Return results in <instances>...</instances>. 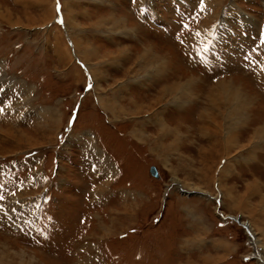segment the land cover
Returning a JSON list of instances; mask_svg holds the SVG:
<instances>
[{"label":"rangeland","instance_id":"rangeland-1","mask_svg":"<svg viewBox=\"0 0 264 264\" xmlns=\"http://www.w3.org/2000/svg\"><path fill=\"white\" fill-rule=\"evenodd\" d=\"M102 1L0 0V264H180L191 226L170 210L189 204L194 238H215L210 219L232 240L253 234L238 220L260 194L237 220L220 195L264 179V72L237 64L264 61V0ZM208 28L205 45L190 36ZM219 46L214 74L193 65ZM254 157L262 169L240 167Z\"/></svg>","mask_w":264,"mask_h":264},{"label":"crops","instance_id":"crops-1","mask_svg":"<svg viewBox=\"0 0 264 264\" xmlns=\"http://www.w3.org/2000/svg\"><path fill=\"white\" fill-rule=\"evenodd\" d=\"M55 1L56 2L60 1L59 3H60V5H62L61 0H53V2H52L53 5L56 4ZM92 1L93 2H91V3H95L98 5L104 4V2L102 0H92ZM65 3L67 6H71V4H74V2H72V1L70 3H68V2H65ZM108 3H110V2H108ZM80 16L78 17L79 19H80ZM58 17L59 18H57L56 21H61L60 14L58 15ZM132 28L133 29L131 31H129L127 34L133 33L134 37H131V38L136 39L138 44L140 45L139 42L141 40H140V38L137 37V33H136L137 32L136 31L137 26L136 27L133 26ZM127 40H131V39L128 37ZM111 41H112V39H111ZM111 43H112V46L116 45L114 47V48H116V50H117V48H119L118 42L115 41V42H111ZM132 43H134V42H127V43L122 44V45H127V46L131 47L130 44H132ZM123 52H124V50H123ZM81 64L84 68V71H86L87 67H85V65L82 62H81ZM215 81H216L215 79H212L211 82L215 83ZM135 86L138 87L135 84H129V90L130 91H137L138 89ZM147 86L148 85H146L145 87L143 86V87H138V88L143 89V91H144L147 88ZM159 94H160V92H159ZM99 152L101 155L102 152L100 150H99ZM250 162H251L250 160H247L244 164H241L240 167H243V168L249 167L250 168L252 165L255 164V166H257L256 164H258L259 169L263 168V167H261V166H263L262 159L259 157H257V158L254 157V161H252L251 164H250ZM239 164L240 163H236V165H239ZM231 165H233V164H231ZM240 170L236 168L233 172H231L233 174H231L229 176V178L233 177L235 179V177H236L237 179H241L242 176L244 175V173L239 174ZM242 170H247V169H242ZM253 170H257V167L252 168V171ZM263 170H264V168H263ZM94 178H96V176H94ZM262 178H263V176L260 175V173H259L258 176H254L251 180L247 179L248 180L247 183H250V186L249 185H248L249 187L246 186L244 193L237 192L235 189V184L232 183V179H229V181L227 180L229 183L226 182V183H228V186H229V192L227 191L228 194H226V192H224V193L222 192V195H220L221 205H223V206L226 205L229 209H234V208L238 209L236 212L237 214H232V215H231V213L229 214L235 220L239 219L240 215H242L245 211H247V210L250 211L249 206H251V208H253V209H256V206H254V204H253L254 202L251 199V197L253 195L260 194V196L262 197L261 202L257 203V210H256L257 212H254L253 210L251 211L252 213H254V217L252 219H248L246 221H243V220L241 221L240 219L238 220L239 223L245 222L242 225H244V228H245L247 233H248V230H252L253 236L248 233V235H249L248 239L249 240L248 239L247 240H232V232H229L230 235H228V237L226 235L216 234L215 228L213 226L214 221H212L211 219H210V222H211V228L212 229H211L210 237L211 238L215 237V238L204 239V240H200V238H198V239L194 238L192 236H194V235L196 236L198 234L199 229H200L199 211L194 210L190 204L186 205L187 209L181 208L178 206L171 207L172 210H170V213H171L170 219L177 217V216H173L172 214L176 215V213H178L179 217L181 219L180 221H182L181 222L182 228L186 229L187 228L186 225L191 226L190 227V233H192V235L191 234L186 235L187 238L182 241V242H184V241L187 242V244L179 245L180 246L179 247L180 253L183 254L182 256H184V258H181V260H180L181 262H179L180 264H185L182 261L187 262V260H188V262H192L194 264H264V207L262 204V203H264V188L262 186L260 187V186L253 185V182L259 181L260 184L264 186V179H262ZM226 183L224 185H226ZM247 183H245V184H247ZM97 188L98 187L96 186L94 188V190L91 191V193L92 194H95V193L99 194V192H97L98 191ZM256 188H259V189H256ZM217 192L219 193L220 191L218 190ZM189 193L195 194L196 192L191 191ZM212 197H213V199L216 198L213 195H212ZM209 201H210V198H209ZM216 208L217 207L214 206V210ZM251 212L248 213V215H251L252 214ZM224 213L226 214V212H224ZM187 215L189 216V218L186 217ZM226 216H227V214H226ZM230 222L227 223L226 225H224L223 227H226L227 225H229L228 227H231ZM226 230H227V227H226ZM217 238H220V239H217ZM242 242H243V244L245 243L248 246L249 245L251 246V248H248L246 250V252H244V253L242 251ZM86 244H88V246L87 247L83 246L82 252L87 251L89 249H90L89 251H92L91 249H96V250L98 249V244H96V243H86ZM92 245L94 247H91ZM78 251H80V250H78ZM244 256H246V257H244ZM243 257L248 258V259L246 261H243ZM196 259L198 261H196Z\"/></svg>","mask_w":264,"mask_h":264},{"label":"bare ground","instance_id":"bare-ground-1","mask_svg":"<svg viewBox=\"0 0 264 264\" xmlns=\"http://www.w3.org/2000/svg\"><path fill=\"white\" fill-rule=\"evenodd\" d=\"M52 7H53V4H52ZM47 12H48V11H46V13H47ZM48 14H49V13H47V15H48ZM51 15H53V16L55 17L54 13H52V12H51ZM54 17H53V18H54ZM53 21H54V20H53ZM45 27H46V26H45ZM111 53H112V52H111ZM92 56H97V50L94 49V50L92 51ZM101 58H103V56H102ZM18 83H19V82H18ZM222 85H223V84H222ZM223 87H224V86H223ZM223 87H222V88H223ZM160 94H161V93H160ZM140 107H141V106H140ZM138 109H139V108H138ZM259 129H260L259 132H262V130H261L262 128H259ZM209 169H210V167L207 166V170H208V171H209ZM255 184H257V182H253V185H255ZM248 185L250 186V183H249ZM255 187H256V186H255ZM229 199H230V198H229ZM249 231H250V233H251V230H249ZM251 234H252V233H251Z\"/></svg>","mask_w":264,"mask_h":264},{"label":"water","instance_id":"water-1","mask_svg":"<svg viewBox=\"0 0 264 264\" xmlns=\"http://www.w3.org/2000/svg\"><path fill=\"white\" fill-rule=\"evenodd\" d=\"M150 172H151L152 174L155 175V174H156V172H155V168L151 166V167H150Z\"/></svg>","mask_w":264,"mask_h":264},{"label":"snow or ice","instance_id":"snow-or-ice-1","mask_svg":"<svg viewBox=\"0 0 264 264\" xmlns=\"http://www.w3.org/2000/svg\"><path fill=\"white\" fill-rule=\"evenodd\" d=\"M201 8H203V3H201ZM59 10V9H58ZM187 27V26H186ZM207 49H205V51H206ZM0 111H3L2 109H0ZM3 199V197L2 196H0V200H2Z\"/></svg>","mask_w":264,"mask_h":264}]
</instances>
